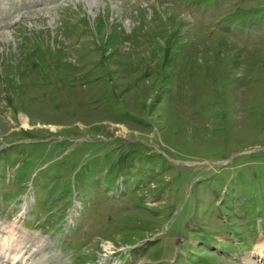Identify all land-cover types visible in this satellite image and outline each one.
Here are the masks:
<instances>
[{
    "label": "rangeland",
    "instance_id": "1",
    "mask_svg": "<svg viewBox=\"0 0 264 264\" xmlns=\"http://www.w3.org/2000/svg\"><path fill=\"white\" fill-rule=\"evenodd\" d=\"M35 259L264 264V0H0V264Z\"/></svg>",
    "mask_w": 264,
    "mask_h": 264
},
{
    "label": "bare ground",
    "instance_id": "2",
    "mask_svg": "<svg viewBox=\"0 0 264 264\" xmlns=\"http://www.w3.org/2000/svg\"><path fill=\"white\" fill-rule=\"evenodd\" d=\"M24 125H26V124L24 123ZM27 125H28V124H27ZM36 240H37V239H36ZM41 241H42V240H39L38 244L41 243ZM22 242H23V238H21L20 241H18L19 246L21 245ZM42 243H44V241H43ZM18 244H17V245H18ZM41 246H42V245H41ZM35 258H36V257H35ZM60 261H61V259H60ZM19 263H21V262H19ZM39 263H40V261H39L38 259H35V261H34L33 264H39Z\"/></svg>",
    "mask_w": 264,
    "mask_h": 264
}]
</instances>
